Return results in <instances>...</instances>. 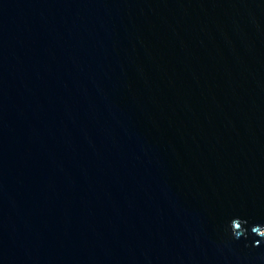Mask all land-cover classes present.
I'll use <instances>...</instances> for the list:
<instances>
[{"label": "water", "instance_id": "obj_1", "mask_svg": "<svg viewBox=\"0 0 264 264\" xmlns=\"http://www.w3.org/2000/svg\"><path fill=\"white\" fill-rule=\"evenodd\" d=\"M234 217L264 225V0H0V264H264Z\"/></svg>", "mask_w": 264, "mask_h": 264}, {"label": "clouds", "instance_id": "obj_2", "mask_svg": "<svg viewBox=\"0 0 264 264\" xmlns=\"http://www.w3.org/2000/svg\"><path fill=\"white\" fill-rule=\"evenodd\" d=\"M248 224L246 219L234 217L228 224V231L233 239H240L241 237L247 238L249 232L261 239H264V225L256 224L249 229L245 227ZM259 241L254 242L253 246H258Z\"/></svg>", "mask_w": 264, "mask_h": 264}]
</instances>
